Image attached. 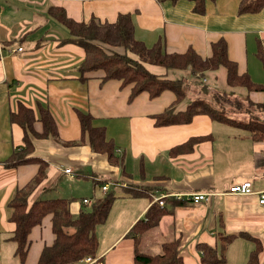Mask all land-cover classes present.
I'll use <instances>...</instances> for the list:
<instances>
[{"label": "crops", "instance_id": "crops-1", "mask_svg": "<svg viewBox=\"0 0 264 264\" xmlns=\"http://www.w3.org/2000/svg\"><path fill=\"white\" fill-rule=\"evenodd\" d=\"M239 1L205 0L204 11L195 13L190 0H0V264H20L11 238L14 224L8 204L16 190L38 170L36 162L13 167L4 164L13 150L23 145L22 128L9 119L17 102L32 108L38 103L45 105L57 131V140L31 137L30 156L41 158L47 166L45 177L28 202L49 198L48 189L60 185L61 174L68 181L64 192L71 197L67 198L72 199L71 204L78 203L76 213L85 208L82 198L104 193L100 185L106 183V190H119L107 219L95 228L96 256L71 264H132L133 241L125 236L126 232L143 217L154 198L174 195L181 203L174 204L171 213L162 216L158 225L142 236L141 251L159 252L160 243L170 233L168 238L179 239L183 263L201 264L197 243L214 246L220 235L241 232L260 242L259 264H264V206L255 193L227 192L230 185L247 180L254 191L264 190V139H252L248 131L216 122L203 113L194 115L189 123L155 125L153 116L173 103L174 94L166 90L150 98L141 92L129 99L130 86H121L116 80L102 81L101 72L88 73L82 80L77 68L84 58L83 49L61 41L68 32L47 13L49 6L58 5L68 17L83 22L91 18L112 22L119 13H129L137 39L147 46L160 40L171 53L184 52L191 46L201 57H208L211 42L222 38L238 72H246L252 81L264 84V68L255 54L258 41L264 46V8L238 13ZM36 32L38 35L33 37ZM17 46L22 48L20 52L9 51ZM146 67L172 79H192L188 70ZM225 77V69L220 67L205 72L202 82L209 88L234 92L232 97H247L252 104L264 102V92L229 87ZM187 104L183 99L175 111L184 110ZM76 110L89 112L94 125L105 127L107 137L123 157L122 166L110 165L105 155L93 152L86 141L64 144L80 138ZM253 112L264 118V111L257 107ZM34 129L41 131L40 122H34ZM198 136L206 138L190 151L169 154L170 148ZM65 168L72 173L63 172ZM85 173H90L91 188L77 194L81 191L76 190L80 180L73 179L88 178ZM105 174L109 181L96 180ZM127 186L147 190L150 196H127L123 191V187L130 189ZM192 192L211 194L207 200L193 203L188 199ZM163 223L167 229L142 247L145 237ZM53 238L50 215H46L28 235L23 264H36L42 248ZM253 248L250 238L236 236L228 244L221 264H245Z\"/></svg>", "mask_w": 264, "mask_h": 264}, {"label": "trees", "instance_id": "trees-1", "mask_svg": "<svg viewBox=\"0 0 264 264\" xmlns=\"http://www.w3.org/2000/svg\"><path fill=\"white\" fill-rule=\"evenodd\" d=\"M171 1L176 2L177 0ZM190 1L194 3L192 9L195 13L204 11L205 0ZM262 8H264V0H240L238 13H254ZM47 13L67 30L68 36L62 38L61 41H70L83 49L84 58L77 68L82 80L86 79L88 73L101 72L102 81L116 80L121 86H130L129 99L141 92H146L150 98L157 97L166 90L174 94L173 103L153 116L155 125L161 127L189 123L194 115L203 113L211 120L248 131L252 139H264L263 117H259L251 109L246 112L250 118L248 117L245 121L239 120L224 109V103L233 101V99L238 100L239 96L232 97L234 92L229 93L227 90L221 91L201 85L205 72L223 67L229 87H243L248 91L264 92V84L252 81L246 72H238L236 62L228 56L224 39L220 38L211 42V54L208 57H201L191 46L184 52L171 53L164 49L160 40L147 46L137 39L129 13H119L112 22L99 21L95 18H91L88 22L76 21L68 17L65 10L58 5L49 6ZM103 44L119 46L134 56L129 57L127 54L118 53L106 54L101 46ZM255 54L264 68V46L260 41L257 42ZM146 65H156L165 70H188L192 79L187 84L183 80L153 73L147 69ZM191 85L213 91L212 100L217 101V104L211 105L207 100L196 96L188 102L184 110L175 111L176 106L186 97V91ZM242 98L249 101L247 97ZM248 103L264 111V102ZM76 114L80 123V138L77 141L64 142V144L72 145L86 141L93 152L104 154L110 165L122 166L123 157L118 155L114 142L107 137L105 127L94 125L93 117L89 112L76 110ZM9 119L11 123H17L22 128L23 145L19 150L16 148L13 150L5 160V166L13 167L29 162L38 164L36 175L16 190L8 204L12 209L10 221L14 224L11 238L16 244L14 252L20 264H23L27 254L28 235L31 229L38 225L46 215H50L54 238L50 245L42 248L36 264H71L81 258L95 257L98 247L95 228L107 219L112 202L116 197L114 192L106 190L101 195L91 197V204L88 208H81L76 214L70 210L72 199L54 197L34 199L32 203L28 202L29 195L45 177L47 166L41 158L30 156L33 152L31 137H51L57 140L56 126L49 109L41 103L32 108L22 102H17L15 110L10 111ZM35 121L41 124L40 132L34 129ZM205 138L206 136L191 137L170 148L169 154L176 155L190 151L196 142ZM127 187L130 189L123 187L127 196H150L147 190ZM177 202L181 203L174 196L163 197L162 205L152 202L145 210L143 217L130 226L125 236L133 241L132 264H184L179 252V239L176 237L162 241L160 251L157 253L151 254L140 249L142 236L156 227L162 216L171 213ZM236 236L250 238L254 243V248L249 252L245 264H259L260 242L241 232L220 235L214 246L204 242L197 243L200 263L221 264L225 260L224 254L228 244ZM91 264H96V261Z\"/></svg>", "mask_w": 264, "mask_h": 264}, {"label": "rangeland", "instance_id": "rangeland-1", "mask_svg": "<svg viewBox=\"0 0 264 264\" xmlns=\"http://www.w3.org/2000/svg\"><path fill=\"white\" fill-rule=\"evenodd\" d=\"M39 32H36L33 34V37L37 36ZM102 49L104 50V52L106 54H112V53H118V54H127L130 56H134L133 54L129 53V52H125L121 47L119 46H110V45H106L103 44L101 45ZM16 54V53H15ZM171 74V73H170ZM169 74V75H170ZM174 79H178V77L174 76ZM179 79L186 81L187 84L189 83V79H184V78H180ZM203 79H201V85H205L206 87H210L208 84L205 83V81L202 82ZM213 91H209L206 89H203L197 85H191L189 86L188 90L186 91V101L190 102L191 99H193L196 96L202 97L203 99L207 100L209 104L211 105H216L217 101L215 102L214 100H212V95H213ZM184 98V99H185ZM227 101V100H224ZM224 109L228 110V112L231 114V116L233 117H237L242 120H246L248 119L249 115L248 113L246 114L247 111L249 110H254L255 108L250 105L247 101H245L243 98H238V100L233 99V101H230L227 103H224ZM250 118V117H249ZM85 176H87L88 178H83V177H78V179H73L74 180H80L78 183V187H77V191L81 189V191H79L77 194H82L85 192H88L89 189L91 188L90 185V173H85ZM99 180H101L102 182L104 181H109L108 175H98ZM58 181H60V185H55L53 184L51 187H49L48 189V197L51 199L53 197H71V196H66V193L64 192V187L67 188L68 185V181L65 175L61 174L58 178ZM100 187V186H99ZM112 191L115 193V195H117V193H119V190L116 188H113ZM77 202H74L71 204V211L73 214H76V204ZM78 204V203H77ZM83 207L88 208V206L81 204ZM166 223L161 224V226H159L157 229H153L155 231H152L153 233H151V235L146 236L145 241L142 245V247H146L147 244H150L152 241L157 240V238L160 237L161 235V230H166ZM168 235L165 236L164 238L166 239H170L168 237H171L170 233H167Z\"/></svg>", "mask_w": 264, "mask_h": 264}, {"label": "built area", "instance_id": "built-area-1", "mask_svg": "<svg viewBox=\"0 0 264 264\" xmlns=\"http://www.w3.org/2000/svg\"><path fill=\"white\" fill-rule=\"evenodd\" d=\"M0 48H1V46H0ZM21 50H22V48L19 46H17V48L15 47V48L9 49L10 52H20ZM0 53H1V51H0ZM63 172L69 173V174L72 173L70 168H65ZM96 180L98 181L99 179H96ZM100 186H101L100 188L102 191H106V189H107L106 183L102 184ZM227 192L232 193V194H253V193H255L258 196L259 204L264 206V190L254 191L252 188L251 182L248 180L241 182V183L230 185ZM209 194H211V193H208V192H192L191 194L188 195V199L193 203H198L200 201L207 200V198L209 197ZM163 197L164 196L156 197V198H154L153 201L158 202L159 205H162L163 204ZM174 197H177V196L174 195ZM81 202L83 205L89 206L91 204V199L85 197V198L81 199ZM86 260L89 261L90 257H87Z\"/></svg>", "mask_w": 264, "mask_h": 264}]
</instances>
